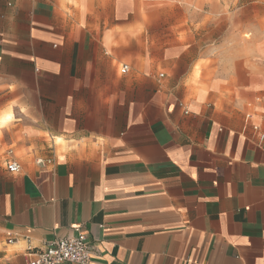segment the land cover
<instances>
[{
    "label": "crops",
    "instance_id": "0c3cea01",
    "mask_svg": "<svg viewBox=\"0 0 264 264\" xmlns=\"http://www.w3.org/2000/svg\"><path fill=\"white\" fill-rule=\"evenodd\" d=\"M164 1L0 0V264H264V0L238 69Z\"/></svg>",
    "mask_w": 264,
    "mask_h": 264
},
{
    "label": "rangeland",
    "instance_id": "374dc122",
    "mask_svg": "<svg viewBox=\"0 0 264 264\" xmlns=\"http://www.w3.org/2000/svg\"><path fill=\"white\" fill-rule=\"evenodd\" d=\"M256 7L254 0H199L198 2L171 0L152 2L147 9L153 12H169L172 22L181 21L186 15L189 25L192 18L195 20L196 16H199L201 40L204 41L207 40L208 29L212 34L214 33L217 42L243 43L246 40L248 42L246 52L243 50L215 52V58L230 60L237 65L235 69H238L240 62L243 61V54L247 55L248 62L255 60L253 37L256 32ZM240 24L243 25L242 31L239 30Z\"/></svg>",
    "mask_w": 264,
    "mask_h": 264
},
{
    "label": "built area",
    "instance_id": "2783aa9c",
    "mask_svg": "<svg viewBox=\"0 0 264 264\" xmlns=\"http://www.w3.org/2000/svg\"><path fill=\"white\" fill-rule=\"evenodd\" d=\"M128 70V66H124L123 71L128 72ZM253 130L260 140L264 141V123L254 125ZM46 163L51 164L52 161L49 160ZM38 164L43 165L44 161L40 160ZM7 169L12 174H17L21 170L16 161L9 162ZM8 242L10 243L12 240ZM91 253L92 246L86 235L78 231L77 236L45 242L27 264H90Z\"/></svg>",
    "mask_w": 264,
    "mask_h": 264
}]
</instances>
